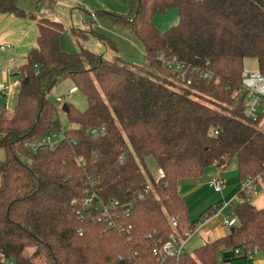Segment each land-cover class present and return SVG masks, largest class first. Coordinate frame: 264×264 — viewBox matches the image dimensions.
Here are the masks:
<instances>
[{
	"label": "trees",
	"instance_id": "16d2710c",
	"mask_svg": "<svg viewBox=\"0 0 264 264\" xmlns=\"http://www.w3.org/2000/svg\"><path fill=\"white\" fill-rule=\"evenodd\" d=\"M128 8L101 15L134 34L144 48L143 66L120 56L110 61L79 39L80 52L66 53L62 24L37 20V47L13 72L21 75L17 105L0 108V264H219L220 257L232 263L264 253V208L246 200L230 209L236 225L229 235L193 254L174 258L162 251L188 213L179 182L226 168L231 156L241 182L264 173V115L252 119L246 95L232 97L247 60L264 69V0H128ZM171 11L177 24L159 29L155 19ZM5 13L29 17L12 0H0ZM95 36L116 53L114 42ZM173 58L192 67L190 85L167 68ZM66 79L87 108L66 104L73 127L61 135L49 94ZM102 128L104 136L91 134ZM54 134L62 138L56 149H30ZM148 158L164 173L158 182ZM147 184L153 190L145 194ZM87 191L97 204L117 201V211L108 217L95 204L85 211Z\"/></svg>",
	"mask_w": 264,
	"mask_h": 264
},
{
	"label": "crops",
	"instance_id": "0c3cea01",
	"mask_svg": "<svg viewBox=\"0 0 264 264\" xmlns=\"http://www.w3.org/2000/svg\"><path fill=\"white\" fill-rule=\"evenodd\" d=\"M12 1L20 11L29 17H19L13 13L0 14V83L9 86L5 93L0 94V108L13 110L17 105V90L12 87L14 82L12 74L25 65L26 56L33 48L37 47V20L48 19L62 24L64 32L60 38V47L66 53L80 52V45L83 44L85 49L102 54L107 58L109 50L95 36L97 33L116 44V53L119 56L126 57L137 48L141 49L144 55L142 44L135 39V36L133 37L130 30L101 15L104 12L126 14L129 9L128 0ZM92 14L96 16V19L91 18ZM30 17H35V19ZM161 17L163 19H160ZM160 20L164 26H158ZM177 22L176 11L159 15L155 19L156 26L161 30H166L168 28L163 29L166 25L172 24L173 26ZM78 38H80L81 44L77 43ZM126 59L129 60L127 57ZM3 158L4 152L0 149V161ZM224 169L214 166L207 169L201 178L179 182V193L187 204L188 213L187 217L180 222V228L179 231H176V235L182 238L191 233L184 241V249L187 252L196 250L206 244L208 240L225 237L232 230L220 223L221 216L213 219L202 217L208 208L217 204L231 202L233 206L241 203L235 204L241 186L237 165L231 173H227ZM213 178L224 181L220 193H216L211 185ZM254 203V201L251 202L252 205ZM262 208L264 207L262 206ZM219 261L220 264H235L237 262L225 263L221 259ZM248 262H251V259ZM253 264H264V260Z\"/></svg>",
	"mask_w": 264,
	"mask_h": 264
},
{
	"label": "built area",
	"instance_id": "2783aa9c",
	"mask_svg": "<svg viewBox=\"0 0 264 264\" xmlns=\"http://www.w3.org/2000/svg\"><path fill=\"white\" fill-rule=\"evenodd\" d=\"M92 19H96V16L92 14ZM166 66L168 69L176 71L178 73V77L181 79V84L183 86H188L191 84V80L187 77L188 72L192 68L188 64L173 58L172 60L166 62ZM16 72V71H15ZM13 76V84L12 87L16 90L21 85V75L20 76ZM201 77L204 79H213V75L210 73L201 74ZM9 89V86L0 83V94L5 93ZM76 89L72 90L71 94H73ZM70 94V95H71ZM241 95H246V110L247 114L254 120L259 118L261 115H264V69H260L259 71H244L243 73V81L242 87L239 91H236L233 94V99L240 97ZM264 123V119L263 122ZM91 134L93 136H104L105 129H94L92 130ZM62 138L58 135H52L44 140L30 145V149L35 152L38 147L45 146V147H52L54 149L57 148ZM120 161H124V156H120ZM164 177V173L162 170L158 171L156 182H158L161 178ZM264 182V173L248 177L246 180L241 182L240 191L237 195V199L239 200H246L251 203L253 197H256L259 193L260 184ZM211 185L216 193H220L223 186L224 181L219 178H213L211 181ZM151 184H147L144 189V193H151L152 192ZM89 197L84 201L82 204V208L87 211L89 210L93 204L96 210H102L105 216H110V213L113 211H117L118 209V202L117 201H110L107 204H97L94 200H97L98 196L95 193L86 192ZM143 198L142 195L139 196ZM232 208L231 202L229 203H221L217 204L212 207L211 213L205 215L206 219H213L219 218L221 216V224L226 227H233L236 225V220L233 218V213L230 212ZM178 221L175 218H171V226L173 229L176 230L178 227ZM108 227L110 229L116 228L117 225L114 221L108 222ZM119 231H124V229L119 228ZM79 236H82V230L79 232ZM191 234V233H190ZM190 234L185 235L182 238H179L176 233L169 236L168 241L163 245L162 251L167 257H179L184 252V241L190 236ZM237 254L239 252H236ZM249 257H251L249 255ZM3 262V261H2Z\"/></svg>",
	"mask_w": 264,
	"mask_h": 264
},
{
	"label": "rangeland",
	"instance_id": "374dc122",
	"mask_svg": "<svg viewBox=\"0 0 264 264\" xmlns=\"http://www.w3.org/2000/svg\"><path fill=\"white\" fill-rule=\"evenodd\" d=\"M195 1H197V0H195ZM160 19H163V18L161 17ZM158 24H159L158 26H164L162 23V20H160ZM170 26H172V24L166 25L163 29L169 28ZM133 37H134V34H133ZM78 39H80V38H78ZM81 39H82V37H81ZM99 55H102V54H99ZM118 56L119 55L117 53L109 50L107 59L110 61H114L116 59V57H118ZM126 57L129 58L130 61L127 60ZM126 57L121 56V58L126 63H129V64H133L136 66H143L145 63V58H144L143 52L139 48H137L136 51L130 52L128 55H126ZM245 70L248 72L259 71L260 68L258 66V63L255 60H247L245 62ZM74 89H75L74 83L70 79H66V80L61 81V83H59L57 85V87H55L52 90V92L49 94V100L54 105L57 106V115H58V118L61 122V127H62V132L60 133L61 135H63L64 131L69 130L70 128L73 127V125L69 122L68 118L66 117L65 113L62 110L63 106L66 105L67 103H70V104L74 105L76 108H78L80 111H85L87 108L86 98L81 92L75 91L73 94H71L72 90H74ZM145 165H146L148 171L153 176L157 175L159 168L152 158H148L145 161ZM236 165H237L236 156H231L229 158L227 165H226V168L224 170L227 173H231V172H233L234 167ZM256 197H258V198H256ZM256 197H253V199L251 201V202H253V201L255 202L253 205L255 207H257L258 209L262 208V206L264 207V182L260 184L259 196H256ZM239 202H240V200L237 199L235 201V204H237ZM193 252L194 251L192 250L189 253L193 254ZM220 258H219V260H220ZM250 259H251V262H248V260H240V261L235 262V264H253L254 262L261 261L262 259L264 260V253L263 252H256V253L251 255ZM219 264H220V261H219Z\"/></svg>",
	"mask_w": 264,
	"mask_h": 264
},
{
	"label": "water",
	"instance_id": "95a60500",
	"mask_svg": "<svg viewBox=\"0 0 264 264\" xmlns=\"http://www.w3.org/2000/svg\"><path fill=\"white\" fill-rule=\"evenodd\" d=\"M63 111L67 114L68 112H69V109H68V106L67 105H64L63 106ZM218 168L220 167V166H217ZM231 232H233V229L231 230Z\"/></svg>",
	"mask_w": 264,
	"mask_h": 264
}]
</instances>
